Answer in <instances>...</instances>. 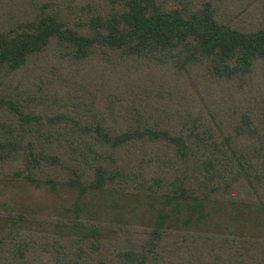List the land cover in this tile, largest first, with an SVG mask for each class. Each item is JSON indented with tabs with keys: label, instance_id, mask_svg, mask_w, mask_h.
<instances>
[{
	"label": "trees",
	"instance_id": "16d2710c",
	"mask_svg": "<svg viewBox=\"0 0 264 264\" xmlns=\"http://www.w3.org/2000/svg\"><path fill=\"white\" fill-rule=\"evenodd\" d=\"M258 79L264 0H0V264H264Z\"/></svg>",
	"mask_w": 264,
	"mask_h": 264
},
{
	"label": "rangeland",
	"instance_id": "374dc122",
	"mask_svg": "<svg viewBox=\"0 0 264 264\" xmlns=\"http://www.w3.org/2000/svg\"><path fill=\"white\" fill-rule=\"evenodd\" d=\"M129 74H130V76L131 75H133V73L132 72H128ZM121 74L120 75H118L117 77H113L112 79L113 80H121L122 78H123V80H125V79H127L126 77H123V76H121ZM259 81V79L257 80V82ZM132 83H135V78H133L132 79ZM259 87H260V89H261V91L264 93V80H261V81H259V85H258Z\"/></svg>",
	"mask_w": 264,
	"mask_h": 264
}]
</instances>
